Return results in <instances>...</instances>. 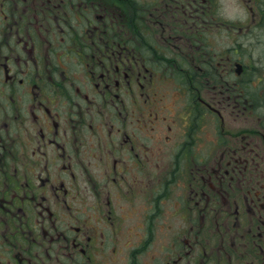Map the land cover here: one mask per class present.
I'll use <instances>...</instances> for the list:
<instances>
[{"label": "flooded vegetation", "instance_id": "obj_1", "mask_svg": "<svg viewBox=\"0 0 264 264\" xmlns=\"http://www.w3.org/2000/svg\"><path fill=\"white\" fill-rule=\"evenodd\" d=\"M0 264H264V0H0Z\"/></svg>", "mask_w": 264, "mask_h": 264}]
</instances>
